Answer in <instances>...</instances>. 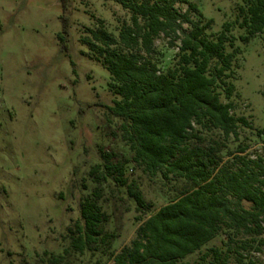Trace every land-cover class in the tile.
Returning a JSON list of instances; mask_svg holds the SVG:
<instances>
[{
	"label": "rangeland",
	"instance_id": "374dc122",
	"mask_svg": "<svg viewBox=\"0 0 264 264\" xmlns=\"http://www.w3.org/2000/svg\"><path fill=\"white\" fill-rule=\"evenodd\" d=\"M211 21L207 35L220 33L225 22H234L242 0H191ZM182 11L186 4H178ZM62 0H0V264H113L111 252H119L136 235L144 217L126 191L113 181L100 184L91 169L103 163L102 153L131 160L132 152L122 139L121 120L106 105L121 96L110 88L111 76L84 43L90 29L103 20L118 37L131 14L115 0H70L66 15V45ZM198 17V16H197ZM247 29L236 24L231 31L238 50L231 82L234 113L248 119L239 137L226 143L236 151L247 145L250 157H264V33L242 40ZM161 35L151 58L162 71L175 62L177 47ZM228 50H233L228 47ZM260 131H263L260 133ZM221 139L219 131L205 133ZM126 175L135 180L155 212L170 202L183 187V179L150 176L132 162ZM101 188L100 204L109 215L106 231L115 233L111 247L85 253H65L70 247L69 228L81 218V203ZM264 238V235H263ZM226 241L219 236L208 246ZM264 264L262 252L251 254ZM198 253L191 256L193 260Z\"/></svg>",
	"mask_w": 264,
	"mask_h": 264
},
{
	"label": "trees",
	"instance_id": "16d2710c",
	"mask_svg": "<svg viewBox=\"0 0 264 264\" xmlns=\"http://www.w3.org/2000/svg\"><path fill=\"white\" fill-rule=\"evenodd\" d=\"M115 1L130 12L131 23H124L116 37L100 19L99 28L84 38L109 71L110 88L121 96L106 107L121 120L122 139L132 152L129 161L103 151V163L90 174L100 184L111 180L126 191L144 216L137 217L140 224L130 243L110 253L113 264H261L250 254L264 247V157H250L247 145H241L224 159L226 142L251 124L222 97L230 100L235 91L231 78L238 50L232 28L238 24L247 29L245 42L264 33V0H242L237 20L225 22L213 37L207 35L211 21H203L191 0ZM62 2L64 32L59 39L66 45L70 0ZM178 4H186L187 10ZM161 35L178 48L174 64L165 71L151 58ZM214 131L222 138L208 140L205 133ZM129 162L150 176L183 179L185 184L152 212L139 184L126 175ZM101 198L98 188L82 201L81 218L68 229L65 253L84 255L111 247L116 235L106 231L110 217ZM221 235L226 241L208 246ZM63 260L64 254L53 256L51 264Z\"/></svg>",
	"mask_w": 264,
	"mask_h": 264
}]
</instances>
